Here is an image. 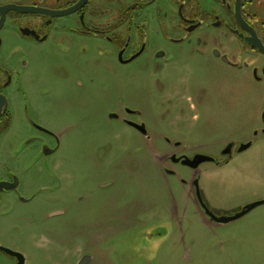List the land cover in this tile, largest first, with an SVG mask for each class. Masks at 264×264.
I'll list each match as a JSON object with an SVG mask.
<instances>
[{
	"label": "rangeland",
	"instance_id": "374dc122",
	"mask_svg": "<svg viewBox=\"0 0 264 264\" xmlns=\"http://www.w3.org/2000/svg\"><path fill=\"white\" fill-rule=\"evenodd\" d=\"M45 55H36L32 71L31 112L62 137L61 176L30 184L37 191L48 187L10 237L0 219L1 240L20 249L30 244L28 264H79L85 255L91 257L86 264H264V204L219 224L192 185L198 173L204 203L217 216L264 199V135H253L262 125L264 86L250 72L210 55L191 60L183 74L166 66L164 74L148 75L98 52L84 67L78 55L71 67L79 68L67 71L56 54ZM172 80L175 89L162 82ZM42 88L47 95L37 101ZM179 88L196 106L185 100L183 117L177 116L184 108L171 113L166 101ZM126 108L141 113L128 115ZM124 118L144 122L151 138ZM252 140L249 149L221 157L228 142ZM174 152L230 161L207 162L196 172L167 160ZM170 168L176 173H166ZM52 210L62 213L50 217Z\"/></svg>",
	"mask_w": 264,
	"mask_h": 264
},
{
	"label": "flooded vegetation",
	"instance_id": "af4514ba",
	"mask_svg": "<svg viewBox=\"0 0 264 264\" xmlns=\"http://www.w3.org/2000/svg\"><path fill=\"white\" fill-rule=\"evenodd\" d=\"M46 52L56 54L67 71L80 66L73 67L78 55L84 67V62L98 52L148 75H162L166 66L183 74L190 69L191 60H206L214 55L231 68L250 72L252 79L264 86V0H0V219L7 226V237L24 223L22 215L27 207L39 203L41 189L48 187L40 186L37 191L30 184L61 176L57 153L62 137L31 112L36 55L46 59ZM168 73L174 74V71ZM155 80L159 81L160 77ZM158 81L153 83L154 88L159 89ZM174 81L162 82L165 87L175 89L177 82ZM177 85L191 84L179 82ZM178 91L166 101L171 100L167 103L171 113L184 108L185 113L177 116L183 117L185 100L192 108L196 106L192 103L194 99H186L180 88ZM39 92L37 101L45 100L47 90L42 88ZM126 112L132 116L141 113L130 108ZM111 117L120 119L115 113ZM123 121L151 138L144 122L130 118ZM260 121L261 127L253 131L254 139L260 133L264 135V109ZM252 141L250 145L254 144ZM230 144L232 147L224 153ZM246 144L249 143L228 142L221 149V157L231 158L235 152L249 149L250 146L242 149ZM198 154L174 152L167 160L182 163L183 159L174 162L172 156L193 159ZM212 157L214 160L209 162L216 165L230 161ZM205 163L189 167L198 172ZM166 173L176 171L170 168ZM196 180L199 185L198 173L192 185L199 201ZM50 200V197L45 199L49 205L47 210L52 207ZM60 213L52 210L48 215ZM30 246L26 243L20 249L0 239V264H28Z\"/></svg>",
	"mask_w": 264,
	"mask_h": 264
},
{
	"label": "water",
	"instance_id": "95a60500",
	"mask_svg": "<svg viewBox=\"0 0 264 264\" xmlns=\"http://www.w3.org/2000/svg\"><path fill=\"white\" fill-rule=\"evenodd\" d=\"M132 123V122H131ZM133 125H135L136 127H138L139 129H143L141 125L137 124V123H132ZM144 130V129H143ZM249 144H246L242 147V149H246L247 147H249ZM232 147V144H230L227 149L224 151V153H228V150ZM181 159L182 160V164L184 165H188L191 166L193 168H196L198 166V164L202 163V162H209V161H213L214 157L209 156V155H205V154H198L196 155L193 159H190L188 157H177L176 155L172 156V160L174 162H179ZM196 185L198 187V191H197V196L199 198L200 203L202 204L203 208L205 209L206 213L210 216L211 220L219 223V224H228L234 220H237L239 218H242L243 216H245L246 214H248L251 210H253L254 208H256L259 205L264 204V199L263 200H259L256 202H253L247 206H245L242 210H240L239 212H237L235 215L233 216H217L216 214H214L213 211H211L207 205L204 203V200L202 198L200 189H199V185H198V181L196 180ZM15 254H17V252H14ZM91 259L90 256H85L81 261L80 264H86L89 260ZM23 264V263H21Z\"/></svg>",
	"mask_w": 264,
	"mask_h": 264
}]
</instances>
